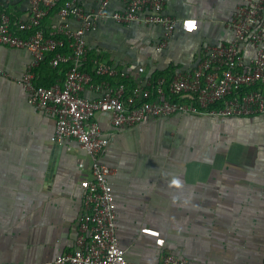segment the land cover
I'll return each mask as SVG.
<instances>
[{"label": "crops", "instance_id": "crops-1", "mask_svg": "<svg viewBox=\"0 0 264 264\" xmlns=\"http://www.w3.org/2000/svg\"><path fill=\"white\" fill-rule=\"evenodd\" d=\"M77 1L85 13L105 2L108 13L124 9L118 0ZM244 2L166 0L164 14L177 24L163 50L160 26L105 19L85 36L89 60L100 54L130 81L140 67L145 77L192 69L207 46L231 41L229 24ZM27 7V0H13L7 11L15 20ZM67 23L80 26L74 18ZM57 24L53 10L44 30ZM244 54L253 55L248 48ZM31 60L27 50L0 45V264H49L73 252L92 180L78 143L51 142L55 119L29 105L15 84ZM64 70L45 60L36 82L61 85ZM83 96L99 95L87 89ZM95 121L108 139L101 160L113 169L117 238L127 264H160L166 254L187 264H264V116L173 115L121 128L107 114Z\"/></svg>", "mask_w": 264, "mask_h": 264}, {"label": "built area", "instance_id": "built-area-1", "mask_svg": "<svg viewBox=\"0 0 264 264\" xmlns=\"http://www.w3.org/2000/svg\"><path fill=\"white\" fill-rule=\"evenodd\" d=\"M13 0H0V45L27 50L32 60L26 72L14 78L27 94V103L55 119L50 141L74 140L90 161L92 180L84 195L78 222L76 248L49 264H127L119 246L116 212L109 177L113 169L101 160L108 146L97 114H107L114 128L133 127L146 119H164L173 115H192L213 120L264 116V0H245L229 24L232 39L227 44L207 46L200 62L192 69L176 71L168 88L164 77L131 78L128 90L113 83L121 75L118 68L100 54L89 60L85 36L98 23L110 19L121 25L140 23L163 28L158 49L166 48L177 21L164 14L166 0H118L124 9L108 13L106 2L85 13L77 0L67 1L57 12L58 24L45 31L44 20L61 0H27L23 18L12 20L8 7ZM80 26L71 30L67 21ZM251 50L247 58L244 49ZM48 55L53 68L67 66L61 85L42 86L36 82V70ZM88 62L91 71H86ZM0 76L6 74L0 71ZM97 79V81H95ZM98 94L83 96L85 90ZM160 264H187L184 258L166 254Z\"/></svg>", "mask_w": 264, "mask_h": 264}, {"label": "trees", "instance_id": "trees-1", "mask_svg": "<svg viewBox=\"0 0 264 264\" xmlns=\"http://www.w3.org/2000/svg\"><path fill=\"white\" fill-rule=\"evenodd\" d=\"M67 1H70V0H61V2L58 4V6L56 8H54L53 10H56V12H58L59 9L61 7H63V5ZM51 57H52V55H48V57L46 58V60H48V64H49V61H50ZM67 69H68V67L65 66V70L64 71L66 72ZM87 72H89V71L87 70ZM172 75H173L172 71H165V72L154 73L152 78H153L154 81H156L157 79L164 77L166 79V88H165V90L168 91ZM95 81H97V79H95ZM113 83L124 84L127 87L128 90H131V88L133 86V84H132V82L130 80H126V79H123V78H118Z\"/></svg>", "mask_w": 264, "mask_h": 264}, {"label": "water", "instance_id": "water-1", "mask_svg": "<svg viewBox=\"0 0 264 264\" xmlns=\"http://www.w3.org/2000/svg\"><path fill=\"white\" fill-rule=\"evenodd\" d=\"M57 148H59V146H57Z\"/></svg>", "mask_w": 264, "mask_h": 264}]
</instances>
